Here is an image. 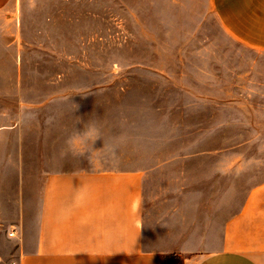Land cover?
<instances>
[{"label": "crops", "instance_id": "1", "mask_svg": "<svg viewBox=\"0 0 264 264\" xmlns=\"http://www.w3.org/2000/svg\"><path fill=\"white\" fill-rule=\"evenodd\" d=\"M192 2L206 5L241 45L264 51V0ZM28 3L0 0V62L12 70L0 93L17 101L0 123V264H164L173 257L181 264H264V178L234 199L231 189L216 197L200 188L197 157H137L125 111L88 107L85 93L61 91L57 77L47 95H26L19 36ZM47 4L51 15L66 18L77 3ZM98 13L87 18H102ZM17 15L19 27H3ZM93 119L103 136L93 144L98 151L90 160V153L62 156L74 127ZM117 136L126 143L113 152ZM85 185L87 203L62 217Z\"/></svg>", "mask_w": 264, "mask_h": 264}, {"label": "rangeland", "instance_id": "2", "mask_svg": "<svg viewBox=\"0 0 264 264\" xmlns=\"http://www.w3.org/2000/svg\"><path fill=\"white\" fill-rule=\"evenodd\" d=\"M24 1L26 95H47L57 77L88 107L125 111L137 157H197L200 188L216 197L231 189L234 199L264 178V51L227 34L206 5L73 0V14L58 18L49 0ZM96 11L102 18H87ZM15 18L3 27H19ZM10 71L0 62V86ZM16 102L0 93V123Z\"/></svg>", "mask_w": 264, "mask_h": 264}, {"label": "clouds", "instance_id": "3", "mask_svg": "<svg viewBox=\"0 0 264 264\" xmlns=\"http://www.w3.org/2000/svg\"><path fill=\"white\" fill-rule=\"evenodd\" d=\"M76 122L79 123L80 119L77 118ZM100 138H103L101 129L97 126L94 119L84 124L82 130H78L74 127V130L65 141V150L62 152V156L82 157L86 153H90V156L88 157L90 160L93 153L98 151L93 150V144ZM115 140L116 144L112 148L113 152H115L122 144L126 143V138L122 136L115 137ZM89 196L90 188L86 185L80 187L74 193L71 204L60 210L61 216L64 217L70 215L76 208L84 206L87 203Z\"/></svg>", "mask_w": 264, "mask_h": 264}, {"label": "built area", "instance_id": "4", "mask_svg": "<svg viewBox=\"0 0 264 264\" xmlns=\"http://www.w3.org/2000/svg\"><path fill=\"white\" fill-rule=\"evenodd\" d=\"M9 235H10V236H13V235H14V232L9 233Z\"/></svg>", "mask_w": 264, "mask_h": 264}]
</instances>
